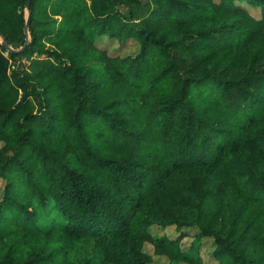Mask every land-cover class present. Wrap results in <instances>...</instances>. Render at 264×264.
Segmentation results:
<instances>
[{"label":"trees","instance_id":"16d2710c","mask_svg":"<svg viewBox=\"0 0 264 264\" xmlns=\"http://www.w3.org/2000/svg\"><path fill=\"white\" fill-rule=\"evenodd\" d=\"M26 1L0 0V264H203L205 237L264 264V0Z\"/></svg>","mask_w":264,"mask_h":264},{"label":"rangeland","instance_id":"374dc122","mask_svg":"<svg viewBox=\"0 0 264 264\" xmlns=\"http://www.w3.org/2000/svg\"><path fill=\"white\" fill-rule=\"evenodd\" d=\"M119 9L120 11H124V8L122 6H120ZM257 12L254 13L258 14ZM96 45L105 48L112 55L120 56L134 54L138 49V44L133 39H128L124 42H119L115 39H110L107 36L98 37L96 39ZM2 185L3 180L0 178V193ZM151 232L155 235L166 234L170 237H175L180 232H186V236H184V238L181 240V246L183 249H187L194 239L195 229L187 227L179 228L174 225L168 227H160L154 225L151 227ZM143 249L146 253L151 256V261L149 262V264H167L166 260L163 257L154 254L153 246L150 243H145ZM213 250L214 244L212 242V239L206 237L203 238L201 241V246L199 247V254L203 264H219V261L215 258L213 254Z\"/></svg>","mask_w":264,"mask_h":264},{"label":"water","instance_id":"95a60500","mask_svg":"<svg viewBox=\"0 0 264 264\" xmlns=\"http://www.w3.org/2000/svg\"><path fill=\"white\" fill-rule=\"evenodd\" d=\"M30 1H31V0H27L26 3H25V7H26L27 9H29ZM29 13H30V11L28 10V14H29ZM24 32H25V34L28 33V22H26L25 25H24ZM0 38H1V43H2L3 45H5V47H7L9 50H13V48H12L10 45H8V43L5 41V39H4L2 33H0Z\"/></svg>","mask_w":264,"mask_h":264},{"label":"built area","instance_id":"2783aa9c","mask_svg":"<svg viewBox=\"0 0 264 264\" xmlns=\"http://www.w3.org/2000/svg\"><path fill=\"white\" fill-rule=\"evenodd\" d=\"M0 43H1V39H0Z\"/></svg>","mask_w":264,"mask_h":264}]
</instances>
